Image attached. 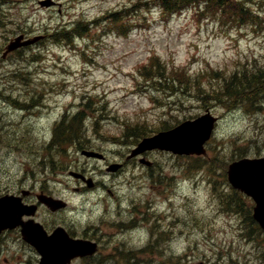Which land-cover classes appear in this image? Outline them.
I'll return each instance as SVG.
<instances>
[{
  "label": "rangeland",
  "instance_id": "374dc122",
  "mask_svg": "<svg viewBox=\"0 0 264 264\" xmlns=\"http://www.w3.org/2000/svg\"><path fill=\"white\" fill-rule=\"evenodd\" d=\"M56 1V8H47L39 0H0V93L19 99L0 100V172L3 167L14 172L15 161L48 155L51 170L36 182L50 178V187L67 199V211L58 215H66L74 231L100 235L98 257L106 264H120L122 257L129 261L124 264H264V235L230 207L225 173L226 162L241 154L264 155V94L251 108L249 101L235 104L229 98L224 104L198 91L264 64V0H227L223 15L216 8L204 5L198 12L190 6L168 20L160 11L162 2L151 7L157 0ZM236 1L248 7L240 10ZM121 8L126 22L120 30L100 19L84 38L70 43L55 41L48 30L82 13L100 18L106 10ZM20 34L45 37L3 56L8 42ZM261 86L252 94L259 95ZM87 95L85 140L110 156L128 151L137 140L133 130L141 125L153 133L207 108L221 120L207 156L154 152L149 158L156 169L146 173L142 164H130L106 179L103 165L95 162L100 165L97 178L113 186L117 196L112 198L110 190L76 193L62 167L78 160V149L47 152L43 139L53 133L61 114L77 111L74 105ZM33 96L36 100L29 103L34 107L20 105ZM10 108L15 125L5 130L9 116L3 110ZM79 161L95 165L84 157ZM116 221L124 224L120 232L111 223ZM4 249L1 264L38 260L28 245Z\"/></svg>",
  "mask_w": 264,
  "mask_h": 264
},
{
  "label": "water",
  "instance_id": "95a60500",
  "mask_svg": "<svg viewBox=\"0 0 264 264\" xmlns=\"http://www.w3.org/2000/svg\"><path fill=\"white\" fill-rule=\"evenodd\" d=\"M43 5H51V0L42 2ZM22 36L18 37L9 45V50L15 49L28 42H21ZM216 118L211 114L200 117L196 121H188L174 130L161 132L155 137L144 139L133 151V155L145 149L161 147L172 149L177 153H202L205 152L204 143L211 136ZM89 155H98L95 152L85 151ZM144 161V160H142ZM75 174V173H74ZM80 175V174H75ZM230 180L253 195L257 201L255 217L264 226V157L260 159H242L233 163L229 170ZM53 208L64 206L57 200L48 199ZM3 211L4 203L0 202ZM51 238H34V244L42 254L39 264H66L77 255L92 254L97 249V243L87 240L69 239L65 233Z\"/></svg>",
  "mask_w": 264,
  "mask_h": 264
},
{
  "label": "trees",
  "instance_id": "16d2710c",
  "mask_svg": "<svg viewBox=\"0 0 264 264\" xmlns=\"http://www.w3.org/2000/svg\"><path fill=\"white\" fill-rule=\"evenodd\" d=\"M197 0H166L167 4H169L170 6L177 8L180 7L181 5H183L184 3H189V2H195ZM68 28V26H66L65 28H62L59 33L62 34L64 32L62 31H66ZM78 29H82L81 27V22L77 23V26L74 28V30H78ZM69 32H71L70 30H68ZM68 33V32H65ZM59 35V34H58ZM161 68V67H160ZM262 76L255 73V74H243L242 77H238L235 79V85L234 83L231 84V86L229 84H223L219 87H213L209 92L208 95L213 97V101H214V96L216 97V99H223V103L225 104V100L234 97V99L240 100V97H245V95H243L242 91L244 92H249L251 90V86L253 85V82L256 79H259V83L261 81H263ZM217 89V90H215ZM221 89V90H219ZM213 90H215L213 92ZM253 90L250 92L252 93ZM239 98H237V97ZM258 95H253L250 94L247 96V99L249 102L253 103V100L257 97ZM260 97V95H259ZM144 129V128H142ZM58 133L63 135H66L65 132H62L60 129L58 130ZM144 132H141V134H143ZM75 134V131H71L69 130V134H67L66 136L71 137L72 135Z\"/></svg>",
  "mask_w": 264,
  "mask_h": 264
},
{
  "label": "flooded vegetation",
  "instance_id": "af4514ba",
  "mask_svg": "<svg viewBox=\"0 0 264 264\" xmlns=\"http://www.w3.org/2000/svg\"><path fill=\"white\" fill-rule=\"evenodd\" d=\"M98 184H99V182L96 181L95 185H98ZM24 186H28V188L24 187ZM76 189L77 190H85V189H87V186L82 184L80 187H76ZM40 192L47 193L45 184L40 186V187H35V185H26V184H21V182H20V183H17V191L14 193L20 196L21 202L23 204L28 205V204L36 203L38 201L37 194ZM42 206H44V205L39 204V210L32 217L39 220L40 222H42L45 229L51 231L53 229V226L50 227V224L48 223V217L44 213H41ZM32 217L31 216H24L23 218L29 219ZM12 232H15L17 239H20L21 227H16L15 229L12 230ZM3 234H5V233H1L0 239H1V236H3Z\"/></svg>",
  "mask_w": 264,
  "mask_h": 264
},
{
  "label": "bare ground",
  "instance_id": "6f19581e",
  "mask_svg": "<svg viewBox=\"0 0 264 264\" xmlns=\"http://www.w3.org/2000/svg\"><path fill=\"white\" fill-rule=\"evenodd\" d=\"M157 86V85H156ZM162 88V87H161ZM163 98V97H162ZM108 115V114H107ZM100 122V121H99ZM100 129V128H99ZM105 130V129H104ZM121 139V138H120ZM123 144V143H122ZM126 153V152H125ZM156 179V178H155ZM123 202V201H122ZM116 207V206H115ZM118 214V213H117ZM94 223V222H93ZM99 223V222H98ZM107 240V239H106Z\"/></svg>",
  "mask_w": 264,
  "mask_h": 264
}]
</instances>
